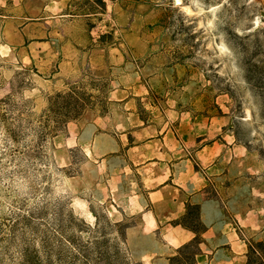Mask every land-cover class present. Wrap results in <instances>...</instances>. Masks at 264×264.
<instances>
[{"label": "rangeland", "instance_id": "1", "mask_svg": "<svg viewBox=\"0 0 264 264\" xmlns=\"http://www.w3.org/2000/svg\"><path fill=\"white\" fill-rule=\"evenodd\" d=\"M117 85L136 96L113 100ZM71 90L80 119L46 135L45 110ZM0 101V264H95L97 246L146 264L160 236L115 210L157 185L146 145L185 122L210 128L188 225L235 228L264 264V0H0ZM198 236L155 264H196Z\"/></svg>", "mask_w": 264, "mask_h": 264}, {"label": "crops", "instance_id": "2", "mask_svg": "<svg viewBox=\"0 0 264 264\" xmlns=\"http://www.w3.org/2000/svg\"><path fill=\"white\" fill-rule=\"evenodd\" d=\"M54 6H61L65 11L70 8L69 2L65 5L62 2L61 4L55 2ZM64 16L70 15L62 17ZM139 80L138 76L136 81L139 82ZM111 95L115 97L113 99L115 101L126 100L130 95L136 96L126 93L124 87L120 85H117ZM180 130L181 135L175 128L166 126L160 128L158 132L155 131L162 138L157 142L147 143L146 148L158 151V153L155 157L148 158L140 170H144L149 181L156 182L157 185L144 194L134 193L128 196L124 204L117 206L115 210L120 220L128 210H132L135 214V228L142 235L160 236L161 246L150 248L144 255L143 261L146 264H151V262L155 264L156 261L161 260L160 256L165 253V250L169 248L177 250L189 244L196 237L194 232L180 224V220L186 215L188 206L196 195L193 190L198 187L200 191L207 184V181L195 170L193 154L196 151V139L208 136L210 128L201 131L194 123L185 122V126ZM218 130L220 134V129ZM157 136L155 134L149 137ZM181 138H185L186 141H182ZM218 146H220L218 141L212 139L205 145H199L197 151L198 154L212 153ZM213 229L209 226L198 236L199 253L196 255V264H238V262L247 264V246L239 238L236 229L229 228L224 232L223 229L220 231H213ZM210 231L213 233L207 236L206 234ZM219 238H222V241L212 247L214 240Z\"/></svg>", "mask_w": 264, "mask_h": 264}, {"label": "trees", "instance_id": "3", "mask_svg": "<svg viewBox=\"0 0 264 264\" xmlns=\"http://www.w3.org/2000/svg\"><path fill=\"white\" fill-rule=\"evenodd\" d=\"M4 101H0L2 103ZM87 103L86 101L77 93L75 90H71L69 93L66 94H56L52 101L45 110V113L48 114V117L50 120H52V123L55 121V125L50 128L47 127L44 129L47 131L46 135H57L59 133V128L66 123L70 121H76L80 119L81 113L84 111ZM49 123V122H48ZM192 214V216H190ZM199 214L198 207H194L190 210L189 213V206L186 215H184L181 220L180 224L187 228L188 230L194 232L196 234V237L198 236V230L195 227H192L189 224V222L193 221L194 218L193 215ZM120 223L114 224L115 227L121 228ZM97 243V242H96ZM101 245L105 244L106 241H100ZM97 243V245H100ZM192 244L185 245L181 247L178 251H184L187 248H191ZM84 246V247H83ZM83 247V253H84V259L87 260V257L89 258L90 254L86 253V250H88V243H85L82 245ZM98 250L94 262L95 264H100V262L105 261V264H130L132 263V256L129 252L127 254L122 255V252H119V250L113 251V254L110 255L108 251H102L100 246H97L95 248ZM129 255V256H128ZM194 258V253H193ZM247 264H258L257 262H251L248 260Z\"/></svg>", "mask_w": 264, "mask_h": 264}]
</instances>
